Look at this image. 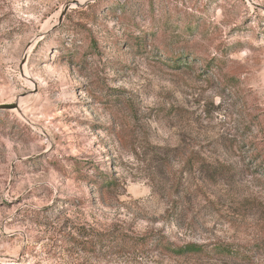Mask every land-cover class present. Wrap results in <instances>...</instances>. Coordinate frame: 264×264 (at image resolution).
Returning <instances> with one entry per match:
<instances>
[{
  "label": "rangeland",
  "instance_id": "1",
  "mask_svg": "<svg viewBox=\"0 0 264 264\" xmlns=\"http://www.w3.org/2000/svg\"><path fill=\"white\" fill-rule=\"evenodd\" d=\"M0 105V264H264V0H0Z\"/></svg>",
  "mask_w": 264,
  "mask_h": 264
},
{
  "label": "trees",
  "instance_id": "2",
  "mask_svg": "<svg viewBox=\"0 0 264 264\" xmlns=\"http://www.w3.org/2000/svg\"><path fill=\"white\" fill-rule=\"evenodd\" d=\"M138 30H133L132 32H135ZM138 33H136L134 38H139ZM165 45L167 47H170L171 44L168 42H165ZM167 55V52L164 53ZM169 58L173 60L176 64L183 61V53H176V56H173V53H170ZM74 166V172H77V176H84L82 175V166L83 164L80 162H75ZM100 180L94 179V182L99 184L98 186L100 188H110L114 185L115 179L110 176H106L104 173H99ZM154 237L150 235L144 236V238H131L127 237L123 234H100V237L98 238V242L101 244L99 247L107 248V249H116V250H122L123 248H130L135 245L144 247V248H151V244L154 243V246L160 247L165 251H168L174 255H188V254H196L198 256L202 257H234L239 259H245L247 254L246 251H243V248L234 243L218 240L213 241L210 243H204V244H197V243H186L183 245H175L169 240H167L164 236L158 235L156 240L153 242ZM143 248V249H144Z\"/></svg>",
  "mask_w": 264,
  "mask_h": 264
},
{
  "label": "water",
  "instance_id": "3",
  "mask_svg": "<svg viewBox=\"0 0 264 264\" xmlns=\"http://www.w3.org/2000/svg\"><path fill=\"white\" fill-rule=\"evenodd\" d=\"M3 105H0V107H2Z\"/></svg>",
  "mask_w": 264,
  "mask_h": 264
}]
</instances>
